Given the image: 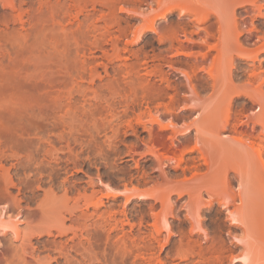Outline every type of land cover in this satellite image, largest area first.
<instances>
[{
	"label": "rangeland",
	"instance_id": "obj_1",
	"mask_svg": "<svg viewBox=\"0 0 264 264\" xmlns=\"http://www.w3.org/2000/svg\"><path fill=\"white\" fill-rule=\"evenodd\" d=\"M18 1L20 2L21 0H16L17 4L19 3ZM38 1L39 0H24L25 3H23V6H21V10L24 9L23 21H27L22 22V25L20 24V22L12 24V20L7 23V19L9 20V18H11L13 14H17L19 12V9L13 11L9 7H3L2 1L0 2V89L2 88V91L0 90V224L2 226H6V228L3 229L0 225V264H38L37 260L41 257H38V259L36 260V256L41 254L42 257L45 258L47 256V253L49 255V252L50 255L51 253L52 255L58 254L57 251L54 252L47 250L46 252L45 249L41 250L42 248L40 249L42 252L40 250L39 252H34L31 251V248L32 245L35 247L40 245V243L37 242L38 240L43 241L44 239H49L56 240L57 242L69 241L71 235L73 236L71 231H68L64 235H59L57 234L58 232L54 230V235L43 234V236L41 237L38 235V233L33 232V234L32 231L35 228L36 230L40 229L41 225L44 227H46L47 225L48 227L50 226V224H57L59 222L58 216L60 220L65 217V227L70 226L71 221L69 219V211H71L70 209L74 205L73 198L76 195V192H69L65 190L67 185L63 186V183L65 184L67 182L68 184V181L75 180L78 182V186L82 185L85 187H89L87 186V181L89 179L87 175L89 174L94 177L96 183L98 182V186L96 185L95 188L97 190L99 189L100 194H98L102 197L104 203L101 206L99 213H103V211H106L108 208H111L112 210L114 209L115 211H126L128 212L127 215L130 222L136 224V231L138 229V224L141 222L144 225H142V229L146 230L147 227L149 229H153L152 224L155 225L157 221L158 224L160 223V226H163L166 222L164 220L167 219L172 226L173 232L177 233L169 237V233L166 228L162 229V234L159 237V244H157L156 242L154 244L155 246H152L149 250H147L149 247L145 246V243L144 245L141 241V245L140 242H137L136 245L140 244L141 249L139 245L137 246V248L135 247L136 249H140V251L138 249L139 252H137L136 249L133 248L135 250L133 252L134 257L131 254L132 252L129 253L130 256L127 254L128 252L133 251L130 249H132L131 247H134V244L133 246H131L132 243H130L131 245L127 244L130 251L128 250V248H126V246H122L124 249H127L126 252L128 251L127 253L125 252V255L127 254L128 256L127 264H130L133 258L135 260V253H140L143 256L142 257L140 254L137 255L140 256L138 257V264H146V261L148 262V264H150V262L151 264H157L159 263V260L160 262L163 261L164 264H221V262L222 264H234L232 262L234 258L239 257L243 254H248L251 257L250 264H264V188H261V186L263 187L264 184H261V181H259L260 178H258V176H260L261 174L257 176L256 174L259 172H257V170L256 172H254V164L253 166H250L251 162L247 164L248 166L245 164L246 169L249 168V166L251 167L248 169L249 172L244 167L243 168L245 169V171L243 170V168V171L240 169L244 164H240V162L243 163L242 158H237V155H243L241 154L243 150L239 147L240 145L236 146V140H238L239 135V138H244L245 140H243L245 142L251 140L254 136L256 137L257 135H261L262 132V126L259 123L255 122L254 119L255 114L259 113L260 111H258V109L261 108V113L264 107V0H163L164 4L161 8L158 7L157 0H124V2L121 0L115 5L114 10H112L113 8H110L113 12L109 9L108 6L103 7V5L101 6V4L96 5L97 8H95V10H97L95 11L94 9H92L93 6L89 4V11L92 13H94L95 11V15L92 16L91 19H88V22L86 20V24L84 22V16H82L81 14L79 15V17H71L73 14L76 16V9L72 10V15L70 17H68L69 15L64 16L63 14L61 16V13L59 16L57 14L55 18L61 17V19L63 20L59 18L56 19V24L58 23L61 26L66 22V26H68L69 28L72 27L70 30H68V32L62 31L63 33H61L60 30L62 28L60 29V26L57 24L58 26H56L57 28L55 27V33L53 32V30H50L53 34L48 31L49 34L56 36L54 49L56 48V52L59 54L61 53V55L64 56L65 62L63 64L66 65L67 63V65H70V67L62 65L64 71L68 70V74H70L69 71H71V76L74 70L78 72L80 71L79 69L82 70L83 66L80 65L84 64L85 67V62L83 60L88 59L87 61L89 62L86 61V69H90V67L93 68V65L94 67L97 66V73L100 74L98 75L99 78H97V76H94L95 81L88 83V80H86V78L89 77L88 79L90 80V76L88 75V72H90L89 69L88 71L86 70L87 77L84 79L83 77L85 76H82L81 78V75L76 74V72L74 71V76L72 75V78L75 77L76 81L78 79H76V76H80L79 78L82 79L81 83H84L83 86L80 83V79L77 81L80 83V86L83 87V91H86L85 94L87 96L84 93L83 96L82 92H77L80 90L79 86V88H77V86H74L73 91L70 90L72 89L70 88L69 90L72 91L70 92L67 88L72 87V84L69 85V83L71 81L74 82V80L67 78V80L69 79L70 81H67L68 87H65L66 91L64 90V86L61 87L62 96L64 94L63 100L61 96V102L64 101V106H62L63 104H61L60 102L62 109H66L67 112L65 113L64 111H60V113H58L62 116L66 114L63 118L65 119L64 121L63 119L62 121L61 119H59V121H55V119L52 118L51 115H49V119L46 116L43 117V114L41 115L38 109L37 112L36 110L32 111L30 109L29 99V101L27 99H22V102L24 103L23 104L21 100L19 101L15 98V100H13L12 98V101L16 103L14 105L13 102L11 103V99L10 101H8V98L10 97L9 95L11 94H9L10 91H8L9 89L7 88V82H9V80L7 79V74L10 70V68L7 66H9V63L11 61L9 52L11 51L12 47H10L11 45L7 41L6 26L8 25V29L10 27V29H12L13 27L21 28L22 26V28L24 27L25 31L34 28V26H31L29 22L32 23V21L34 20L36 22L37 20H33V18L35 17V13H33V10L39 7L40 1ZM44 1L45 0L41 2ZM55 1V3L58 2L57 0ZM66 1H68L69 3L73 2L72 0ZM52 2H54V0H50V4L47 1L49 5L53 4ZM29 4L31 5L29 6ZM171 6H175V9L169 13L167 19H158L157 27L160 28L166 24L170 25L171 22V24L179 25V27L181 28H179L178 33L179 39L178 41H174L171 44L170 41L160 43L158 40V35L155 32L151 30H144V28L142 29V27L147 24L145 18L147 16H150V13H152V15L150 16L152 17L153 14L163 13L167 11V9ZM31 8L33 9V12L31 11ZM150 8L155 9V11L153 10V12H150ZM183 9H186V11H182ZM25 10H29V13H26L27 11L25 12ZM30 13H33L32 19L29 16L31 15ZM84 13L87 14V11H85ZM202 13H209L211 15L210 19L207 22L202 23L196 21V17ZM144 15L147 16L144 18ZM73 19L76 20L74 21ZM147 19L149 20V17ZM92 20L97 25V27H99V29L97 28V31L96 29H94L93 33L90 34L92 32V28L90 29V32H86L88 28L86 30L84 29L85 31H83L87 33V37L84 33H75V30L78 29V25L79 23H81V21H83V23L85 24H83V26L84 28H86L85 26L89 25V23L91 24V22H93ZM59 22L62 24H60ZM76 22L77 24H75ZM68 23H70V26L68 25ZM207 27L211 30L213 29L212 31L215 33V38L214 40H211V42L214 41V43H218L217 41H220L218 43L219 49L217 46L215 49L213 48L214 50H208V48L200 47V41H202L201 37L203 38V36L205 35V29ZM10 29L8 31H10ZM192 31L195 33H193ZM104 33L106 37L102 35ZM83 34L85 37H83ZM219 34L222 37L225 36V38L220 37ZM100 35L102 36V38ZM63 36L65 38H63ZM59 38L64 39V41ZM88 38L90 39L88 40ZM100 38L104 39L103 42H101ZM188 38H192L194 41H188ZM220 38L223 40H221ZM83 39H85L86 41L88 40L87 42H85V44H89V46L87 45L86 47V45L83 44L85 41ZM96 39L98 43L101 42L99 44L100 47L98 48V44L93 43V40ZM236 40L239 43L236 42ZM32 41L33 40L31 39V42ZM60 41L62 42V44L64 42V45L66 46L62 45ZM221 41H224V50L222 49ZM67 43H69L70 45ZM180 43L183 46L182 48H180ZM59 44L62 47L59 46ZM92 44H94V47H96L95 49H91L93 47ZM236 44L237 46L239 45V47L242 45L243 48L244 46H246L247 49H243L242 47L240 48H242L243 50H247V53L244 54V52L246 51L240 52L241 49L238 50V47L235 46ZM80 46L82 47L80 48ZM63 47L66 48L65 51ZM199 49H202L203 51L208 50V56L205 58L196 56L195 51H198ZM104 50H106L107 52H103ZM177 50H183L190 53L194 52V54H175ZM233 50L236 52H234ZM77 52L79 55L77 54ZM241 53H243L241 56H245L247 57V59H245V57H240ZM105 54L107 55L104 56ZM118 54H120L121 57L117 56ZM247 54L248 56L250 55V59L252 57L253 58L250 60ZM7 55L9 58L7 57ZM77 57L81 58L78 59ZM79 60L83 62V64L79 62ZM36 61L38 62H35V64H38L33 67V69L36 71V76L38 75L37 70L39 69L42 72H38H41L43 75L47 71H49L48 67H46L47 65H44L45 63H39V61L41 60ZM229 62H231V64ZM103 64L106 65L108 70L105 66H103ZM124 64L129 65H125L124 67ZM170 65H173L174 67H170ZM194 65L196 67L198 66L197 68L195 67L196 69L194 68L196 70L195 74H193L194 72L190 70ZM230 65L233 66L230 67ZM133 66L136 69L139 66V70H141L140 72H143V77L145 75L144 78H149L152 83H156V86H163V88H165L168 92L166 91L165 95L163 93L161 98L155 99L153 101L151 100L146 103L144 100H142L141 94L134 93L131 89L130 91L129 88L125 92L124 90H120V94H115V92L118 93V91L114 92V90L112 89V87H114L115 85L111 88H108L107 85H104L106 87L102 88V84H105V81L108 83L113 80L114 82V80L121 75H125V73L120 75L117 74V72L114 75V69H118L119 67H124L125 72H127L128 70H132V72H130L131 75L127 74V76H134L135 71L133 72ZM46 68L47 71L44 70ZM159 68L161 69V72L157 70ZM30 70H32V67ZM187 70L189 72L191 71V73L193 72L192 82L196 85V88H198L197 95L191 91L192 89L190 87V83L186 75L183 73V71ZM253 70L256 74H254ZM257 70L263 74L262 76L258 74L261 78L257 77V73H259ZM150 71L151 73L148 74V72ZM81 72L80 74H82ZM84 74L86 75V73ZM39 76H41L40 73ZM260 83H262L263 85H261ZM167 84L169 85L168 88H166L168 86ZM88 85L89 88H86L88 87ZM99 85H102V87H99ZM171 85H173L174 87H172ZM258 87L262 89V97L256 95L253 91ZM80 91H82V89ZM246 91L247 93H251V95L247 94ZM112 92H114V95ZM253 95L255 96V98L250 97ZM26 96H29V94H27ZM122 97L123 100L126 101L125 103H119V101H122ZM17 100L19 102H16ZM85 100L87 101V103ZM68 103L71 104L70 108L65 107ZM99 105L102 107L103 105L105 106L103 108H99ZM148 107L153 112L151 113L153 115L159 116L161 120L165 122L169 119L174 120V122L178 124V128L180 130H183V127L188 128L189 126L190 132L187 135L178 134L175 139V143L180 144L178 139L181 141H189L190 143L191 139V146L189 143L188 146L192 147L196 144L197 140L201 143L204 141L203 143H205L207 145L206 147L209 149V153L206 156L210 157L211 160H209L211 164H213V166H216L214 168L212 167L213 169L211 168L210 170V166L206 163H203V156L198 150H193L191 152L187 151L184 154L185 160L187 162L189 161V170L192 169L191 171L187 169L184 173L180 168L175 171L173 169L174 162H172L173 160L171 157L165 158L162 165H159L154 155L151 152H147V150H149V147L147 148L146 144H148V146L150 145V135L148 131H142V127H139L138 135H134L131 130H129V133L131 132L132 134H129L124 138L122 136L118 138V134H123L121 132L126 128V124H128V122H132L133 125L136 124V118L138 115L144 116V118L146 119L145 116L149 114ZM74 108L76 109L74 110ZM227 115L229 116V121L228 125L226 126L227 128H224V131V129H221V124L223 126V119L225 120L227 118ZM71 117L73 119H71ZM242 121L243 123H241ZM54 122L59 123H57V126H53ZM245 123H249V126ZM147 124L153 127L151 130L154 134L160 133L159 135H161V137H165H163L164 139L162 138L163 140H165V144L171 143V140L168 139V137L173 135V131H171L170 129L160 131L159 125L157 123L150 124L148 122ZM241 131L244 132V134H242ZM72 132L73 134H71ZM59 135H64L65 137H69L71 135L70 143L73 147V159L77 158L78 161L80 160V164L85 161L86 164H82L83 166H79L80 168L78 167L77 169H75L76 167L73 166L72 160H67L66 162L61 161V164H59V166L58 164L53 163V170L51 168L52 165L50 166L48 162V164L45 163L43 165L42 161L46 159L44 158L47 154L45 153L46 150L53 144V146L56 145L57 147H59H56L55 149H60V147L62 146L60 143L64 144V141L59 138ZM261 136L263 140L264 134ZM75 137H78V142L74 141ZM188 137L189 140L187 139ZM119 139L120 141L124 139L123 143H121L122 141L120 142ZM258 139L256 138V140ZM80 140L81 142L79 144ZM50 141L53 142V144L50 145ZM42 144H47L46 149H44ZM238 144H240V142ZM234 145L236 146V148L239 147L240 150L235 149ZM128 148L131 149V152L134 155L133 157L127 155V152L129 150ZM66 149L68 148L65 147V150ZM67 151L68 150L64 151L63 153H66ZM103 152H105L106 155L99 156L100 153L104 154ZM59 153H61V151ZM75 154L77 155V157L74 156ZM79 155L80 159L78 158ZM244 156L246 157L247 155L244 153ZM191 159L195 161H192ZM247 161L248 160H246L245 163ZM105 163L108 164L109 169L107 168V166H105ZM115 163L119 165V168L122 167L123 171H118L119 168H111V166ZM193 163H201L199 171L203 173L207 171V173L205 172L204 174H197L198 178H195V180H193L192 182H187L188 186H186L187 184L185 185V183H183V185L182 183H180L181 185H179V187L181 188H179L175 185V183L172 188V186L166 184V182L163 180V175L165 172H167L175 180L184 179L185 176H187L188 178H192L191 176L193 173L191 172L196 171L192 168L193 166H191L194 165ZM239 164L241 167L239 166ZM185 166L186 163L183 162L182 167ZM233 166L238 168L240 167L239 169L243 172L244 175L243 177H245L247 173L245 177L247 179V182H244V184L246 186L250 182L248 184L249 186L247 185V189L249 190L246 189L245 191V189H243V191L240 190V188L238 189L239 177L232 169ZM252 168L254 169V171ZM76 170H78L79 172ZM210 172H212V175L210 174L211 176H206ZM249 173H251L252 176L248 175ZM98 174L101 175V179L105 184H102L100 182ZM131 175L132 179H130ZM201 176L203 177V179ZM230 179L233 183L231 182L230 185L226 184ZM262 181L264 182V179ZM106 184H109L113 189H108V187L105 186ZM125 184L130 189L134 186L138 187L141 193L142 190L145 193L147 191V195H151L152 197L150 196L147 197V199L139 200L137 197H131V195L128 196V193L125 192V187H127ZM132 185L133 187H130ZM175 186L177 187V189L179 188L180 191H182V189L185 190L184 192L182 191V195H179V193L171 192V190L174 189ZM205 186H210L214 189V196L206 192L207 190L206 188H204ZM249 187H251L252 189V193L250 192L251 194H248V192L251 190ZM91 188L92 187L90 186L88 189V193H91ZM110 192L118 195L116 197H112V193ZM239 194H241V199L243 200V202H240L241 196ZM155 195H157V197L159 198L163 196L164 198L165 196L166 198H170V200H168L173 203L175 209L171 211V206L169 207L168 204L169 201L166 200V204L165 202L164 204H161L160 200L154 199ZM210 195L213 198H211ZM197 198L198 200H196ZM208 198L209 200L211 199L213 201V205L210 208L208 206H205L209 202L207 201ZM234 202H236L237 204H234ZM243 203L245 204L243 205ZM248 204L249 207H247ZM165 205H167V207ZM50 210L52 211L50 212ZM234 210H236L237 213ZM197 211L199 212L197 213ZM45 214L46 217H44ZM50 214H53L54 216H50ZM236 214L239 216L240 214H242L243 217H246L248 219V223L246 225L235 223L233 221V215ZM197 215H199V217ZM118 216L120 217L121 215ZM236 216H234V218H236ZM9 217L12 218H10L9 224L14 221L12 225L17 224V226L19 227H17V229H19V236L13 230H11V224L9 225L11 227L10 231H7L6 222L8 221L7 219H9ZM197 218H199L198 220H202V227L207 230V234L209 236L208 238L206 234L202 232V230H198L199 228L196 227L197 224L195 223L194 225H196L195 227L197 228V230H194L195 232L191 234L189 233V231L193 227L192 221L195 222ZM3 220L6 221L3 222ZM2 222L4 224H2ZM33 225L35 226V228H33ZM150 225L152 228L150 227ZM128 229L130 228L127 225L126 230ZM180 230H182L186 234L189 233L187 234V237L189 236L188 239H190L192 243H197V249L194 255L191 253L190 249L186 248H184L182 253H180L185 259L180 258V255L176 250V247L177 245H179L181 240V236L178 234V231ZM214 236H218L220 238L218 239L220 241H223V243L227 247V251L225 250V252H223V255L221 253L219 257L217 253L212 254L210 252V254L208 253L209 251H207L208 247L212 243V237ZM37 237H40L41 239H38ZM187 237L184 238V241L188 240ZM84 238L83 240H85ZM114 238L116 239V237ZM114 238H112V240ZM108 240L103 239L98 241L93 238V240H91V246L87 250L88 252L86 251L84 253L85 255H79L73 252L72 256H74L72 257V259L74 260V264H88L90 263V260L93 264H114L113 259H115L116 255L118 256V264H121L120 254L122 255L124 253L123 248L113 246V241H110L111 238L109 241ZM104 243L106 246L104 245ZM51 245H53L52 250H54L55 245L53 243ZM87 245L89 244L87 243ZM142 246L145 247L143 248ZM199 249L200 251L202 250V254H199V251L197 252V250ZM31 252H33L34 255H32L33 253L31 254ZM212 255H215V257ZM207 256L211 260H209ZM128 258L130 259L128 260ZM212 259L215 260L213 263ZM216 259L220 262L216 261ZM40 261L42 264L46 262L45 260V262L42 260ZM48 261L49 260H47L46 264H52L54 262L52 260V262ZM163 262L161 263L163 264Z\"/></svg>",
	"mask_w": 264,
	"mask_h": 264
},
{
	"label": "bare ground",
	"instance_id": "obj_2",
	"mask_svg": "<svg viewBox=\"0 0 264 264\" xmlns=\"http://www.w3.org/2000/svg\"><path fill=\"white\" fill-rule=\"evenodd\" d=\"M2 1V3H3V7L5 6V7H9V8H11L13 11H16V9L18 10L19 9V12L17 13V14H13L12 16H11V18H9V20L7 19V23H9V21H11L12 20V24L14 23V24H16L17 22L19 23L20 22V24L22 23V22H25V21H27V20H24L23 21V16H24V9H22L21 10V6H23V3H25L24 2V0H21L18 4L16 3V0H0V2ZM40 1V2H39ZM38 2L40 3L39 4V7L38 6H36V7H38L37 9L35 8L34 10L31 8V11L33 12V13H35V17L33 18L32 17V14L33 13H30L31 15H29L30 17H31V19L33 18V20L34 19H37L36 20V22H35V20L34 21H32V23H30L29 22V24L31 25V26H34V28H32V29H30V30H26L25 31V29H24V27L22 28V26H21V28L19 27H13L12 29H10V31H8L9 29H8V25L6 26L7 27V41L10 43V47H12V49H11V51L9 52V57H10V63H9V66H7V67H9L10 68V70H9V72H8V74H7V79L9 80V82H7L8 84H7V88L9 89H7L8 91H10V93L9 94H11V95H9L10 97L8 98V101H10V99H11V103L13 102V105L14 104H16V103H14V101H12V98H13V100H15V99H18L19 101L21 100V102H22V99L24 100V99H29L28 101H29V103H30V109L32 110V111H35L36 110V112H37V109L39 110V112L41 113V115L44 117V116H46V117H48V119H49V115H51V117L52 118H54L55 119V121L57 120V121H59V119H61V121H62V119L64 118V116L66 115H64V116H62V115H60V114H58V113H60V111H64L65 113L67 112V110L65 111V110H63L62 109V106H64V104H63V102H61V96H62V92H61V87H63L64 86V90H65V87L67 88L68 87V83H67V81L69 82L70 80L69 79H72V80H74V82L73 81H71L70 83H69V85L70 84H72L71 86L72 87H68L67 89L69 90L70 88H72V89H70V90H72L73 91V89H74V86L76 87L77 86V88H79L80 87V90L82 89V91H77V92H82V95H83V93L85 94V92L83 91V82L81 83V81H82V76H85V77H83V79L84 78H86L87 77V71H88V69H86V61L88 60H83L84 62H85V67H84V64H83V62H81L82 61V59H81V61L79 60V62H81L83 65H80V66H83L82 67V70L81 69H79L80 71L78 72V71H76V70H74L75 72H76V74H78V75H81V78H79L78 76H76V79L77 80H79L80 79V83H81V85L82 86H80V83L77 81H75V77L74 78H72V75L74 76V71H73V73H72V75L70 76V74H71V71H69L70 72V74H68L67 73V71L68 70H66V71H64V68H63V66L62 65H65V64H63L65 61H64V56H62L61 55V53L59 54V53H57L56 52V48L54 49V46H55V44H54V42H55V35H52L53 33L50 31V30H53V32L56 30L55 29V27L56 26H58L56 23H55V20L56 19H58V18H55L56 16H57V14H58V16L60 15V13H61V16H62V14L64 15V16H67V15H69L68 17H70L71 15H72V10L73 9H76L77 10V12H76V10H75V13H76V16L73 14L71 17L73 18H75V17H79V15L81 14L82 16H84V22H85V24H86V20H87V22L89 21L88 19H91L92 18V16H94L95 15V11L97 10H95V8H97L96 7V5L97 4H101V6L103 5V7L104 6H108L109 7V9L111 8H113L112 10H114V7H115V5L119 2V1H121V0H72L73 2L72 3H69L68 1H66V0H63V2H62V0H57L58 2L57 3H55L56 1L54 0V2H52L53 4H51V5H49L50 3H49V1L50 0H45L44 2H41V1H43V0H39ZM47 1H48V3H47ZM65 1V2H64ZM123 2H124V0H122ZM89 4H91L92 6H93V8L92 9H94L95 11H94V13H92V12H90L89 11V9H88V6H89ZM157 4H158V7L159 8H161L162 6H163V4H164V1L163 0H157ZM31 4H29V6H30ZM37 5V4H36ZM18 6V7H17ZM33 7V6H32ZM90 7V6H89ZM30 8V7H29ZM26 9V8H25ZM110 9V10H111ZM151 9V8H150ZM175 9V6H171V7H169L168 9H167V11H165V12H163V13H157V14H153V16L152 17H150L151 15H152V13H150L151 15L150 16H147V15H144V18H145V21H147V24L144 26V27H142V29L144 28V30H151V31H153V32H155L157 35H158V40H159V42L160 43H164V42H166V41H170V44L171 43H173L174 41H178V33H179V25H175V24H171L170 23V25H168V24H166V25H164V26H162V27H157V20L158 19H167L168 18V15H169V13L170 12H172L173 10ZM111 10V11H112ZM121 10H123V9H121ZM153 10L155 11V9H151L150 10V12H153ZM27 11V12H26ZM29 10H25V12L26 13H29L28 12ZM85 11H87V14H85L84 12ZM89 11V12H88ZM182 11H186V9H183ZM113 12V11H112ZM115 12H116V10H115ZM156 13V12H155ZM140 14H143V13H140ZM145 14V13H144ZM147 14V13H146ZM261 14V13H260ZM28 15V14H27ZM114 15H115V13H114ZM262 15V14H261ZM264 15V14H263ZM28 16V17H29ZM143 16V15H142ZM141 16V17H142ZM260 16V15H259ZM9 17V16H8ZM7 17V18H8ZM103 17V16H102ZM101 17V18H102ZM149 17V20L147 19ZM210 17H211V15L209 14V13H202V14H199L196 18H197V22H207L209 19H210ZM264 17V16H263ZM27 18V17H26ZM143 18V19H144ZM59 19H61V17L59 18ZM65 19V18H64ZM71 19V18H70ZM77 19V18H76ZM76 19H73L74 21L76 20ZM82 19H83V17H82ZM29 20V19H28ZM61 20H63V19H61ZM31 21V20H30ZM91 21V20H90ZM93 21V20H92ZM52 22V23H51ZM58 22V21H57ZM64 22H65V20H64ZM63 22V23H64ZM71 22H72V20H71ZM36 23V24H35ZM60 23V22H59ZM74 23V22H73ZM79 23V22H78ZM24 24V23H23ZM28 24V25H29ZM35 24V25H34ZM39 24V25H38ZM60 24H62V23H60ZM70 23H68V25H69ZM75 24H77V22L75 23ZM83 21H81V23H79V27H78V29L77 30H75V33H78V34H81V33H84V34H86L85 36L87 37V33L86 32H90V29L92 30V32L90 33V34H92L93 33V31H94V29H96V31H97V28L99 29V27H97V25L94 23V21L93 22H91V24L89 23V25H86L85 27L86 28H84V26H83ZM84 24V25H85ZM22 25V24H21ZM25 25H26V23H25ZM67 24H66V22H65V24L64 25H59L60 26V31H61V33H63L62 31H64V32H68V30H70L72 27H68V26H66ZM12 26V25H11ZM70 26V25H69ZM26 27V26H25ZM75 27H77V26H75ZM94 27V28H93ZM57 28V27H56ZM88 28V29H87ZM141 28V27H140ZM86 30V32H84L85 30ZM181 29V28H180ZM84 30V31H83ZM89 30V31H88ZM213 30V29H212ZM210 28H206L205 29V35L203 36V38L201 37V39H202V41H200V47H202V48H208V50H214L215 48H216V46L218 47V49H219V40L217 41L218 43H214V41L213 42H211V40H214V38H215V33L212 31ZM253 30V29H252ZM2 31V30H1ZM6 31V30H5ZM48 31H50L52 34H49V32ZM185 31V30H184ZM47 32H48V34H47ZM81 32V33H80ZM108 32V31H107ZM191 32V31H190ZM193 32V31H192ZM55 33V32H54ZM103 33V32H102ZM193 33H195V32H193ZM219 33V32H218ZM84 34H83V37H85L84 36ZM64 35V34H63ZM102 35H104L105 36V33L104 34H102ZM106 35H107V33H106ZM65 36V35H64ZM63 36V38H65ZM75 36H77V35H75ZM101 36V35H100ZM217 36V35H216ZM219 36H220V34H219ZM32 37V38H31ZM66 37H67V35H66ZM78 37H80V36H78ZM82 37V38H83ZM106 37V36H105ZM220 37H222V36H220ZM224 38H225V36H223ZM222 37V38H223ZM91 38V37H90ZM90 38H88V40L90 39ZM101 38H102V36H101ZM100 38V39H101ZM104 38V37H103ZM31 39L33 40L32 42H31ZM59 39H61V38H59ZM87 39V38H86ZM92 39V38H91ZM107 39V38H106ZM218 39V38H217ZM221 39V38H220ZM246 39V38H245ZM62 41H64V39H61ZM83 40H85V39H83ZM87 40V41H88ZM103 40L104 39H101V42H103ZM108 40H110V39H108ZM108 40H106V41H108ZM221 40H223V39H221ZM86 40L84 41V43L83 44H85V42H87ZM92 41V40H91ZM188 41H194L192 38H188ZM234 41V40H233ZM7 42V43H8ZM61 42V41H60ZM90 42V41H89ZM88 42V43H89ZM101 42H99L98 43V41H97V39L96 40H93V43L94 44H98L97 45V48L98 47H100V43ZM222 43V49L224 48L223 47V42L224 41H221ZM236 42H238L237 40H236ZM56 43H57V41H56ZM239 43V42H238ZM54 44V45H53ZM61 44H62V42H61ZM66 44V43H65ZM67 44H69V43H67ZM94 44H92V46L94 47ZM62 45H64V42H63V44ZM70 45V44H69ZM86 45V47H87V45L89 46V44H85ZM85 45H84V48H85ZM241 45V44H240ZM245 45V44H244ZM8 46V45H7ZM59 46H61L60 44H59ZM64 46H66V45H64ZM102 46V45H101ZM226 46V45H225ZM234 46V45H233ZM235 46H237V44L235 45ZM62 47V46H61ZM82 46H80V48H81ZM91 48V49H95L96 47H94V48ZM183 46H182V44L180 43V48H182ZM238 47V50L239 49H241V51L240 52H244V51H246V52H244V54L245 53H247V50H243V49H247L246 48V46H244V48H243V46L241 45L240 47H242V48H240L239 47V45L237 46ZM60 48V47H59ZM64 48V47H63ZM83 48V49H84ZM214 48V49H213ZM221 48V47H220ZM8 49V48H7ZM65 49L66 48H64V51H65ZM78 49H79V46H78ZM221 49V50H222ZM232 49V48H231ZM235 49V48H234ZM60 50V49H59ZM63 50V49H62ZM89 50V49H88ZM102 50H103V47H102ZM207 50V51H208ZM220 50V51H221ZM224 50V49H223ZM222 50V51H223ZM77 51V50H76ZM80 51V50H79ZM93 51V50H92ZM106 50H104L103 52H105ZM207 51H203L202 49L200 50H198V51H195V55L196 56H201L202 58H205V57H207L208 56V52ZM234 51V50H233ZM260 51V50H259ZM60 52V51H59ZM62 52V51H61ZM68 52V51H67ZM102 52V51H101ZM107 52V51H106ZM105 52V53H106ZM234 52H236V51H234ZM83 53V52H82ZM8 54V53H7ZM77 54H78V52H77ZM81 54V53H80ZM85 54V53H84ZM104 54V53H103ZM175 54H183V55H193L194 54V52L192 53H190V52H186V51H183V50H177V52L175 53ZM237 54H239V53H237ZM237 54H235V55H237ZM243 53H241L240 54V57H245V56H241ZM249 54V53H248ZM248 54H247V56H248ZM79 55V54H78ZM107 54H105L104 56H106ZM219 55V54H218ZM13 56V57H12ZM99 56V55H98ZM117 56H120V54H118ZM7 57H8V55H7ZM8 57V58H9ZM85 57H88V56H85ZM102 57V56H101ZM121 57V56H120ZM232 57V56H231ZM250 57V55L248 56V58ZM8 58H7V61H8ZM78 58V57H77ZM81 57H79L78 59H80ZM91 58H93V57H91ZM253 58V57H252ZM251 58V59H252ZM85 59V58H84ZM217 59V58H216ZM245 59H247V57H245ZM250 59V58H249ZM250 59V60H251ZM36 60H41V61H39V63L40 62H42V63H45L44 65H47L46 67H48V69H49V71H47V68L46 69H44V70H46L47 72L43 75L41 72V70L39 69V67H38V69L39 70H37V76H36V71L33 69V67L34 66H36V64H38V63H36L35 64V62H38V61H36ZM91 60V59H90ZM232 60V59H231ZM68 61V60H67ZM97 61V60H96ZM2 62V61H1ZM74 62V61H73ZM87 62H89V61H87ZM91 62V61H90ZM213 62H214V60H213ZM41 63V64H42ZM76 63H77V61H76ZM93 63V62H92ZM101 63V62H100ZM230 64H231V62H229ZM8 64V63H7ZM77 65V64H76ZM96 65H98V64H96ZM102 65V64H101ZM120 65V64H119ZM125 65H127V64H124V67H125ZM129 65V64H128ZM127 65V66H128ZM142 65V64H141ZM213 65V64H212ZM234 65V64H233ZM233 65H230V67L231 66H233ZM43 66V65H42ZM65 66H69L70 67V65L68 64L67 65V63H66V65ZM103 66H105L106 67V65L105 64H103ZM117 66V65H116ZM122 66V65H121ZM132 66V65H131ZM131 66H130V68H131ZM192 66V65H191ZM31 67H32V70H30L31 69ZM97 67V66H96ZM96 67H94V65H93V68L92 67H90V69H89V71L90 72H88V75L90 76V80L88 79L89 77H87L86 78V80H88L87 82L89 83H91V82H93V81H95L94 80V76H97V78H99L98 77V75H100L99 73H97V68ZM105 67H104V69H105ZM124 67L122 68V67H119L118 69H114L115 70V72H114V75H115V73L117 72V74H123V73H125V75H121L120 77H118L117 79H115L114 80V82H113V80L111 81V82H106L105 81V84H102L103 85V87H102V85H99V87L101 86L102 88H104V87H106V86H104V85H107V87L108 88H111L112 86H116V88H115V86L114 87H112V89L114 90V92L115 91H118V93L117 92H115V94H120L119 93V91L120 90H124V92L129 88V90L131 89L132 90V92H134V93H137V94H141V98H142V100H144L146 103L148 102V101H153V100H155V99H159V98H161L162 97V95H163V93H164V95H165V93H166V89L165 88H163V86L161 87H159V86H156V83L154 84V82L152 83L150 80H149V78H144L145 77V75H144V77H143V72L141 73L140 71L141 70H139V66H138V68L136 69L134 66H133V72L135 73V75L134 76H127V74H130V72H132V70H128L127 72H125V70H124ZM146 67V66H145ZM145 67H143V68H145ZM170 67H174L173 65H170ZM190 67V66H189ZM196 66L194 65L193 67H192V69H190V70H192L193 72V74H195V69L198 67H196ZM57 68V69H56ZM71 68H72V66H71ZM94 68H96V69H94ZM141 68V67H140ZM195 68V69H194ZM254 68V67H253ZM85 70V72H84V70ZM106 69H107V67H106ZM188 69V68H187ZM204 69V68H203ZM207 69V68H206ZM208 69H210V68H208ZM256 69V68H255ZM33 70H34V72H35V75H34V72H33ZM56 70V71H55ZM58 70V71H57ZM72 70V69H71ZM87 70V71H86ZM108 70V69H107ZM113 70V69H112ZM158 71H160L161 72V69L159 68V69H157ZM38 71H41V72H38ZM82 71V72H81ZM104 71V70H103ZM156 71V70H155ZM209 71H211V70H209ZM208 71V72H209ZM254 71V70H253ZM252 71V72H253ZM258 71V70H257ZM80 72L82 73V74H80ZM105 72H106V70H105ZM104 72V73H105ZM111 72V71H110ZM112 72V73H113ZM147 72V71H146ZM251 72V73H252ZM259 73H257V77H260V76H262L263 74L262 73H260V71H258ZM39 73H40V75L42 76H39ZM84 73H86V75L84 74ZM90 73V74H89ZM149 73H151V71L150 72H148V74ZM153 73V72H152ZM183 73L186 75V77H187V79H188V81H189V83H190V87H191V91L194 93V94H198V91H197V89L198 88H196V85L195 84H193V82H192V80H193V75H192V73H191V71L189 72L188 70L187 71H183ZM211 73V72H210ZM84 74V75H83ZM110 74V73H109ZM147 74V73H146ZM154 74H155V72H154ZM247 74H248V72H247ZM254 74H256L255 73V71H254ZM258 74H260V76L258 75ZM67 75H69V76H67ZM131 75V74H130ZM212 75H213V73H212ZM103 76V75H102ZM101 76V77H102ZM251 76H252V74H251ZM256 76V75H255ZM146 77H147V75H146ZM67 78H69L68 80H67ZM253 78V77H252ZM261 78V77H260ZM114 79V78H113ZM163 79H164V77H163ZM263 79V78H262ZM85 80V81H86ZM250 80V79H249ZM252 80V79H251ZM84 81V80H83ZM164 81V80H163ZM169 81V80H168ZM255 81V80H254ZM166 82H167V80H166ZM260 82V81H259ZM263 83H264V81H263ZM254 84V83H253ZM261 85H263L262 83H260ZM90 85V84H89ZM89 85H88V87H86V88H89ZM168 85V84H167ZM166 85V86H167ZM261 85H260V87H261ZM79 86V87H78ZM172 87H174L173 85H171ZM82 87V88H81ZM98 87V86H97ZM98 87V88H99ZM169 87V85L166 87V88H168ZM176 87V86H175ZM3 88H5V87H3ZM76 88V89H77ZM259 88V87H258ZM256 89V90H253L254 92H255V94L256 95H258V96H261L262 97V95H261V92H262V89L261 88H259V89ZM2 89V88H1ZM0 89V90H1ZM75 89V90H76ZM106 89V88H105ZM116 89V90H115ZM11 90H12V93H11ZM69 90V91H70ZM130 90V91H131ZM2 91V90H1ZM66 91V90H65ZM72 91H70V92H72ZM89 91V90H88ZM95 91V90H94ZM26 92H27V94H29V96H26L27 94H26ZM114 92H112L113 93V95H114ZM168 92V91H167ZM111 93V92H110ZM246 93H247V91H246ZM26 94V95H25ZM74 94V93H73ZM79 94V93H78ZM193 94V95H194ZM247 94H249V95H251V93H247ZM262 94H263V92H262ZM81 95V94H80ZM86 95V94H85ZM92 95V94H91ZM167 95V94H166ZM70 96H71V94H70ZM84 96V95H83ZM87 96V95H86ZM89 96V95H88ZM94 96V95H93ZM120 96V95H119ZM125 96V95H124ZM263 96H264V94H263ZM8 97V96H7ZM27 97H29V98H27ZM63 97H64V94H63V96H62V100H63ZM66 97H68V96H66ZM96 97H97V95H96ZM171 97V96H170ZM250 97H252V98H255V96L253 95V96H250ZM15 98V99H14ZM70 98V97H69ZM75 98V97H74ZM82 99V98H81ZM108 99V98H107ZM164 99V98H163ZM16 101V102H19V101ZM79 100V99H78ZM86 101V100H85ZM20 102V103H21ZM60 102H61V104H63L62 106H61V104H60ZM76 102V101H75ZM83 102H84V99H83ZM107 102V101H106ZM126 101L125 100H123V97H122V101H119V103H125ZM23 103V102H22ZM74 103V102H73ZM86 103H87V101H86ZM94 103H95V100H94ZM103 103V102H102ZM24 104V103H23ZM25 104H26V100H25ZM78 104V103H77ZM83 104V103H82ZM105 104V103H104ZM92 105V104H91ZM108 105V104H107ZM263 105V104H262ZM17 106V105H16ZM25 106V105H24ZM100 106V105H99ZM99 106H97V107H99ZM105 105H103V107H104ZM27 107V106H26ZM65 107H67V108H70L71 107V104H67V106H65ZM83 107V106H82ZM102 106H100L99 108H101ZM102 107V108H103ZM22 108V107H21ZM79 108V107H78ZM87 108V107H86ZM85 108V109H86ZM27 109V108H26ZM62 109V110H61ZM76 108H74V110H75ZM148 113L149 114H147L145 117H146V119L144 118V116H137V120H136V124L135 125H133L132 124V122H128V124H126L127 126H126V128L121 132V130H120V132L121 133H123L122 135H120V134H118L119 136H118V138H120L121 136L124 138L125 136H127V135H129V134H137L138 135V133H139V127H142V131H148L149 132V135H150V145L148 146V144H146L147 145V148L149 147V150H147V152H151L153 155H154V157L156 158V160H157V162L159 163V165H162V163L164 162V160H165V158H167V157H171L172 158V162H174V164H173V169L176 171V170H178L179 168L180 169H182V172H186V170L188 169H190L189 168V161L187 162L186 160H185V158H184V154L187 152V151H189V152H191V151H193V150H198L201 154H202V156H203V163L205 164H207V165H209L210 166V170H211V168L213 167H215L216 165H214L213 166V164H211V162H210V157H208V156H206L208 153H209V149L206 147L207 145L205 144V143H201L200 141H198L197 139V142H196V144L194 145V146H192V147H189L188 146V143H189V141H181V140H179L178 139V141L180 142V144H177V143H175V139H176V137L178 136V134H181V135H187L189 132H190V128H189V126H188V128H186V127H183L184 129L183 130H180L179 128H178V124L177 123H175L174 122V120H172V119H169L168 121H163V120H161L160 119V117L159 116H157V115H153L152 113V111L150 110V108L148 107ZM93 110V109H92ZM261 111V108L260 109H258V111ZM10 111V110H9ZM79 111V110H78ZM260 111H259V113H256L255 114V122H257V123H259L261 126H262V132H261V135H263L264 134V107H263V110H262V112L260 113ZM152 112V113H151ZM69 113V112H68ZM75 113V112H74ZM141 113V112H140ZM144 113H146V112H144ZM17 114V113H16ZM258 114V115H257ZM11 115H13V114H11ZM73 115V114H72ZM229 115V114H228ZM226 116L225 118V120L223 119V121H224V123H223V126H222V124H221V129H224V128H227L226 126L228 125V121H229V116ZM68 116V115H67ZM66 116V117H67ZM147 116H148V118H147ZM46 117H45V119H46ZM77 117V116H76ZM71 119H73L72 117H71ZM253 119V118H252ZM53 120V119H52ZM65 119H63V121H64ZM67 122V121H66ZM74 122V121H73ZM157 123L158 125H159V130L160 131H164V130H168V129H170L171 131H173V135L172 136H169L168 137V139H170L171 140V143L170 144H165L164 142H165V140H163L165 137L164 136H162L161 137V135H159V134H154L153 133V131L151 130L153 127H151V126H149L147 123ZM245 122V121H244ZM57 123H59V122H54V124H53V126H57ZM240 123V122H239ZM241 123H243V121L241 122ZM240 123V124H241ZM256 123V124H257ZM65 124V123H64ZM63 124V125H64ZM246 125H248L249 126V123H245ZM238 125V124H237ZM151 127V128H150ZM237 127V126H236ZM37 129V128H36ZM63 129V128H62ZM65 129V128H64ZM71 130V129H70ZM74 130V129H73ZM129 130H131V132L129 133ZM158 130V131H159ZM72 131V130H71ZM224 131H225V129H224ZM233 131V130H232ZM27 132V131H26ZM25 132V133H26ZM115 132V131H114ZM237 132V131H236ZM240 132V131H239ZM242 132V131H241ZM61 133V132H60ZM70 133V132H69ZM119 133V132H118ZM158 133V132H157ZM18 134V133H17ZM58 134V133H57ZM63 134V133H62ZM67 134V133H66ZM71 134H73V132L71 133ZM242 134H244V132H242ZM250 134V133H249ZM42 135V134H41ZM161 137H159V136ZM251 135V134H250ZM261 135H257L256 137L254 136L251 140H249V141H245L244 142V140L242 139V138H239L240 137V135H239V137H238V140H236L237 142H236V146H239L243 151H242V153L241 154H243V155H237V158H242V162L243 163H241L240 162V164H244L242 167L240 166V164H239V166L241 167H239L241 170H242V168L244 167L245 169H246V167H245V164L247 165V164H249L250 162H251V164H250V166L252 165L253 166V164H254V169H255V171H254V169H253V171L254 172H256V170H257V172H259V173H257L256 175L258 176V175H260V176H258V178H260V180L259 181H261V184H264V182L262 181L263 179H264V138H263V140H262V136ZM19 136V135H18ZM17 136V137H18ZM71 136V135H70ZM68 137V136H60L59 135V138L61 139V140H63L64 141V144L63 143H60L62 146L60 147V149H55L57 146L55 145V146H53L54 144H53V142H51V143H49L50 145L51 144H53L52 146H50V148H48L47 150H46V152L45 153H47L45 156L46 157H44V158H46V159H42L43 161V165L45 164V163H49V165L51 166H53V163H56V164H58V166H59V164H61L60 162L61 161H69V160H72V163H73V166L74 167H76L75 169H77L79 166H83L84 164H86V162L84 161V162H82L81 164L79 163V161L77 160V158H75V159H73V147H72V145H71V137ZM114 136V135H113ZM236 136V135H235ZM21 137H23V136H21ZM74 137V136H73ZM164 137V138H163ZM13 138V137H12ZM115 138V137H114ZM163 138V139H162ZM197 138V137H196ZM223 138V137H222ZM221 138V139H222ZM256 138L258 139V140H256ZM20 139V138H19ZM28 139V138H27ZM88 139V138H87ZM108 139V138H107ZM137 139V138H136ZM188 140H189V137L187 138ZM234 139V138H233ZM249 139V138H248ZM261 139V140H260ZM23 140V139H22ZM50 140V139H49ZM97 140V139H96ZM105 140V139H104ZM109 140V139H108ZM114 140V139H113ZM124 140V139H123ZM123 140H121L120 141V139H119V141L121 142V143H123ZM74 141L76 142H78V137L76 138H74ZM223 141H225V140H223ZM240 142V144H238L239 142ZM26 142V141H25ZM43 142H44V140H43ZM80 142H81V140L79 141V144H80ZM107 142V141H106ZM222 142V141H221ZM233 142V141H232ZM84 143V142H83ZM225 143V142H224ZM235 143V142H234ZM108 144V143H107ZM125 144H126V142H125ZM128 144V143H127ZM190 146H191V139H190ZM238 144V145H237ZM41 145V144H40ZM43 145V144H42ZM47 145V144H46ZM46 145H43V147H44V149H46ZM95 145V144H94ZM104 145V144H103ZM131 145V144H130ZM20 146H21V144H20ZM48 146V147H49ZM60 146V145H59ZM84 146V145H83ZM102 146V145H101ZM110 146V145H109ZM128 146V145H127ZM231 146H233V145H231ZM235 146V145H234ZM236 146H235V149H237V150H240V148L239 147H237L236 148ZM65 147L66 148H68V149H66V150H68L66 153H63L64 151H66L65 150ZM82 147V146H81ZM97 147V146H96ZM103 147V146H102ZM110 147H112V146H110ZM133 147V146H132ZM57 148H59V147H57ZM113 148V147H112ZM118 148V147H117ZM234 148V147H233ZM239 148V149H238ZM25 149V148H24ZM83 149V148H82ZM100 149V148H99ZM129 150H128V156H131V157H133L134 155L132 154V152H131V149L130 148H128ZM232 149V148H231ZM234 149V150H235ZM39 150V149H38ZM101 150V149H100ZM100 150H99V152H100ZM105 150V149H104ZM233 150V149H232ZM61 151V153H59ZM75 151V150H74ZM103 151V150H102ZM146 152V151H145ZM179 152V153H178ZM235 152H237V151H235ZM240 152V151H239ZM247 155L246 157L244 156V153ZM14 153V152H13ZM79 153V152H78ZM78 153H76V154H78ZM95 153V152H94ZM104 154H102V153H98L99 154V156L100 155H106V153L105 152H103ZM110 153V152H109ZM16 154V153H15ZM14 154V155H15ZM20 154V153H19ZM74 155L75 157H77V155ZM211 154V153H210ZM9 156V155H8ZM11 156V155H10ZM13 156V155H12ZM17 156H18V154H17ZM235 156V155H234ZM93 157V156H92ZM193 157V156H192ZM7 158H10V157H7ZM41 158V157H40ZM78 158L80 159V155L78 156ZM103 158V157H102ZM106 158H107V156H106ZM201 158V157H200ZM234 158V157H233ZM236 158V159H237ZM245 158H247V159H245ZM249 158V159H248ZM252 158V159H251ZM28 159V158H27ZM115 159V158H114ZM198 159V158H197ZM210 159V160H209ZM10 160V159H9ZM113 160V159H112ZM189 160V159H188ZM192 160V159H191ZM240 160V159H239ZM246 160H248L246 163H245V161ZM252 160V161H251ZM52 161H54V162H52ZM104 161V160H103ZM192 161H195V160H192ZM71 162V161H70ZM183 162H185L186 163V166L185 167H182V163ZM236 162V161H235ZM239 162V161H238ZM47 163V164H48ZM91 163V162H90ZM192 163V162H191ZM190 163V164H191ZM83 164V165H82ZM194 164V163H193ZM41 165V164H40ZM96 165V164H95ZM112 165V164H111ZM169 165V164H168ZM200 165H201V163L200 164H194V165H191V166H193L192 168L194 169V170H196V171H194V172H191V173H193L192 174V178H188L187 176H185L184 177V179H181V180H178V179H173L167 172H165L164 173V175H163V180L166 182V184H169L170 186H172V188H173V186H174V184L176 185V186H178L179 187V185H181L180 183H182V185H183V183H185V185L187 184V182H192L193 180H195V178H198L197 177V174L199 175V173H203V172H200L199 170H200ZM212 165V166H211ZM234 165V164H233ZM237 165H238V163H237ZM51 166V168H52V170L54 169V166L52 167ZM57 166V167H58ZM105 166H107V168H108V164L107 163H105ZM172 166V165H171ZM235 166V165H234ZM233 166V170H234V172H236V175L239 177V186H238V189L240 188V190H243V189H245V191H246V189H247V185L250 183L249 181L251 180H249L248 182V184L245 186V184H244V182H247V179L245 178L246 177V175H247V173H246V175H245V177H243L244 175H243V170L245 171V169L243 168V170L241 171L238 167H234ZM248 166V165H247ZM249 166V168H251ZM91 167V166H90ZM80 168V167H79ZM111 168H113V169H117V168H119V165L118 164H113L112 166H111ZM172 168V167H171ZM212 168V169H213ZM249 168H247L246 170L249 172ZM39 169V168H38ZM48 169V168H47ZM109 169V168H108ZM252 169H251V172H252ZM78 170H80V169H78ZM78 170H76V171H78ZM83 170V169H82ZM112 170V169H111ZM192 170V169H191ZM191 170H189V171H191ZM207 170V169H206ZM209 170V171H210ZM41 171V170H40ZM113 171V170H112ZM118 171H123V168L122 167H120L119 168V170ZM173 171V170H172ZM79 172V171H78ZM206 173H207V171H205ZM204 172V173H205ZM214 172V171H213ZM52 173V172H51ZM203 173V174H204ZM212 172H210L209 174H207L206 176H209L210 174H211ZM72 174V173H71ZM126 174V173H125ZM131 174V173H130ZM212 175V174H211ZM210 175V176H211ZM248 175H251V173H249ZM263 175V176H262ZM88 176V181H87V186H91L92 188L90 189V191H91V193L89 192L88 193V189H89V187H85V186H78L77 184H78V182L77 181H75V180H73V181H68V179H67V181L69 182L68 184H67V182L66 181H64V182H66L65 184L63 183V186H66V189L65 190H67V191H69V192H76V195L74 196V205H73V207H71V211H69L70 212V217H69V219H70V221H71V224H70V226H68V227H65L66 225V223H65V217L63 218V217H61V218H63V219H61L60 220V218H59V216H58V223L57 224H55V225H53V224H50V226H48L47 227V225H46V227H44V226H40V229H37L36 230V228H35V226L33 227V228H35V229H33V231H32V233L34 232V233H38V235L41 237V236H43V234L45 235V234H47V235H52L53 233H54V230H56V232H58L57 234H59V235H64V234H66L68 231H71L72 232V234H73V236L71 235V237H70V240L69 239H66V240H69V241H65V242H57L56 240H43V241H41V240H38L37 242L38 243H40V245H38V246H33L32 245V248H31V251H38L39 252V250L41 249V250H43V249H45L46 250V252H47V250L48 251H57V255H52V253H51V255H50V252H49V255H48V253H47V258L45 259L44 257H42V255L40 254V255H38V256H36V260L38 259V257H41V258H39L38 260H37V263L38 264H42L41 263V261L40 260H42V261H44L45 263H43V264H46L47 263V260H49L50 262H52V261H54L55 262V264H74V260L72 259V257L74 256H72V254H73V252H75V253H77V254H79V255H85L84 253L90 248V246H91V240H93V238L94 239H96V240H98V241H100V240H103V239H106V240H110V238H111V240L110 241H113L112 243V245L113 246H115V247H125L126 246V248H128V250H129V247L127 246V244H129V245H131L130 243H132V245L131 246H133V244H134V247H131L132 249H130V250H133V251H130V252H126V250L127 249H124L123 247V254L121 255L120 254V257H121V260H120V263L121 264H127V254L129 255V253H131L132 255H133V252L135 251L133 248H137V246L139 245V247H140V249H141V246H140V244L142 245V243H141V241L143 242V244L145 245V246H148L149 248L147 249V250H149V249H151V247L152 246H155L154 244L157 242V244H159L158 242H160V235L162 234V229H164V228H166V230L168 231V235H169V237L171 236V235H175V234H177V233H174L173 232V230H172V226H171V224H170V222L166 219V220H164V221H166L165 222V224L162 226H160L159 224H158V221L155 223V225H153L152 224V227H153V229H149L148 227H147V231L145 230V229H142L143 228V223L141 222V223H139L138 224V229H137V231H136V229H135V227H136V224L135 223H132V222H130V220H129V217H128V215H127V213L128 212H126V211H115L114 209L112 210L111 208H108L106 211H103V213H99L100 212V208H101V206L104 204L103 203V200H102V197L101 196H99V194H100V191H99V189L97 190L95 187H96V185H97V183H96V181H95V179H94V177L91 175V174H89V175H87ZM128 176V175H127ZM126 176V177H127ZM173 176V175H172ZM252 176V175H251ZM41 177V176H40ZM98 177H99V180H100V182L102 183V184H105V183H103L104 181H102V179H101V175L100 174H98ZM134 177V176H133ZM190 177V176H189ZM202 177V176H201ZM237 177V178H238ZM51 178V177H50ZM194 178V179H193ZM207 178V177H206ZM236 178V179H237ZM244 178H245V180H244ZM249 178H250V176H249ZM248 178V179H249ZM263 178V179H262ZM127 179V178H126ZM130 179H132V175L130 176ZM202 179H203V177H202ZM256 179V178H255ZM42 180V179H41ZM65 180V179H64ZM72 180V179H71ZM205 180V179H204ZM228 180V179H227ZM44 181V180H43ZM140 181V180H139ZM173 182V183H172ZM232 181H231V179L229 180V181H227V183L226 184H229L230 185V183H231ZM109 183V182H108ZM131 183V182H130ZM158 183V182H157ZM171 183H172V185H171ZM179 183V184H178ZM233 183V182H232ZM254 183V182H253ZM127 184V183H126ZM125 184V185H126ZM132 184V183H131ZM260 184V185H261ZM158 185V184H157ZM98 186V185H97ZM105 186H107L108 187V189L110 188V190H112L113 188L109 185V184H106ZM127 186V185H126ZM175 186V188L174 189H172L171 190V192L172 193H179V195H182L183 194V192L185 191L184 189H182V191H180V189L179 188H181V187H179L178 189H177V187ZM186 186H188V184L186 185ZM249 186V185H248ZM130 187H133V185L132 186H130ZM185 187V186H184ZM245 187V188H244ZM251 187H252V185H251ZM251 187H249L250 189H251ZM112 188V189H111ZM126 188V191L125 192H127L126 194L129 196V195H131V197H137L139 200H144V199H147V197H150V196H148L147 195V191H146V193L142 190V193L140 192V190H139V188L138 187H133V188H129L128 186L127 187H125ZM183 188V187H182ZM204 188H206V192H208V193H210L211 195H213L214 196V189L212 188V187H210V186H205ZM261 188H264V185H263V187L261 186ZM141 189V188H140ZM186 189V188H185ZM123 190H125V189H123ZM247 190H249V189H247ZM244 191V190H243ZM252 191V189L248 192V194L250 193ZM113 192V191H112ZM112 192H110V193H112ZM240 192V191H239ZM99 193V194H98ZM117 193V192H116ZM150 193V192H149ZM241 193H243V192H241ZM252 193V192H251ZM250 193V194H251ZM118 194H119V191H118ZM118 194H115V193H112V197H116ZM201 194V193H200ZM200 194H199V196H200ZM210 195V197L211 198H213L212 196ZM237 195H238V193H237ZM240 196H241V194H239ZM198 196V197H199ZM248 196V195H247ZM152 197V196H151ZM192 197V196H191ZM234 197V196H233ZM237 197V196H236ZM250 197V196H249ZM229 198V197H228ZM227 198V199H228ZM242 198V196L240 197V202L242 201L243 202V200L241 199ZM154 199H157V200H160L161 201V204H164V202H165V204L167 203L166 202V200L167 201H169L170 200V198H166V196H165V198H164V196L163 197H161V198H159V197H157V195H155L154 196ZM169 199V200H168ZM203 199V198H202ZM251 199V198H250ZM249 199V200H250ZM196 200H198V198L196 199ZM200 200V199H199ZM207 201H209L208 202V204L207 205H205V206H208L209 208L213 205V201L210 199L209 200V198H208V200ZM170 202V201H169ZM168 202V204H169V207H170V210L171 211H173V209H175V206L173 205V203H169ZM207 203V202H206ZM224 203V202H223ZM248 203V202H247ZM172 204V205H171ZM226 204H227V202H226ZM234 204H237L236 202H234ZM245 203H243V205H244ZM225 205V204H224ZM239 205V204H238ZM166 207H167V205H165ZM237 206V205H236ZM236 206H235V208H236ZM241 206H242V203H241ZM168 207V208H169ZM203 207V206H202ZM247 207H249V204H248V206ZM58 209V208H57ZM61 209V208H60ZM244 209V208H243ZM54 210V209H53ZM238 210V209H237ZM245 210V209H244ZM52 210H50V212H51ZM58 211V210H57ZM170 211V212H171ZM200 211V210H199ZM199 211H197V213L199 212ZM234 211H236V210H234ZM241 211V210H240ZM239 211V212H240ZM68 212V213H69ZM243 212V211H242ZM46 213V212H45ZM236 213H237V211H236ZM241 213V212H240ZM3 214V213H2ZM47 214V213H46ZM46 214H45V216L44 217H46ZM54 214H56V213H54ZM48 215V214H47ZM118 215H121L120 217L118 216ZM190 215V214H189ZM231 215V214H230ZM237 215V214H236ZM233 215V221L235 222V223H241V225L243 224V225H246L247 223H248V219L246 218V217H243V215L242 214H240V216L239 215ZM50 216H54L53 214H50ZM49 216V217H50ZM191 216V215H190ZM189 216V217H190ZM196 216V215H195ZM198 217H199V215H197ZM234 216H236V218H234ZM239 216V217H238ZM242 216V217H241ZM12 217V216H11ZM11 217H9V219H7L8 221L6 222L7 223V231H10V228H11V230H13L18 236H19V229H17V224L15 225V224H13L12 225V223L14 222L13 220V222L12 223H10L11 224V227L9 226L10 224H9V222H10V218ZM57 217V216H56ZM231 217V216H230ZM201 218V217H200ZM6 219V218H5ZM12 219V218H11ZM57 219V218H56ZM199 218H197L196 220H195V222L194 221H192V224H193V227L191 228V230L189 231V233L191 234V233H193V232H195L194 230H197V228H199L198 230H202V232L203 233H205L206 234V236H207V238L209 237L208 236V234H207V230L205 229V228H203L202 226H203V222H202V220H198ZM202 219V218H201ZM190 220V219H189ZM6 221V220H5ZM4 220H3V222H5ZM55 221V220H54ZM232 221V222H233ZM2 222V224H4ZM190 223H191V221H190ZM194 223L195 224H197V226L196 225H194ZM149 224V223H148ZM1 225V224H0ZM129 226V228L130 229H128V230H126V226ZM143 225V226H142ZM3 226H5V225H3ZM2 225H1V227L3 228V229H5L6 228V226L5 227H3ZM32 226V225H31ZM31 226H29V227H31ZM197 228H196V227ZM42 227V228H41ZM150 227H151V225H150ZM151 227V228H152ZM19 228V227H18ZM37 228H38V226H37ZM134 230H135V232H134ZM145 230V231H144ZM4 231V230H3ZM179 233V235L181 236V240H180V243H179V245H177V247H176V250H177V253L180 255V258H184V257H182V255L180 254V253H182V251L184 250V248H186V249H190L191 250V253L194 255L196 252V247H197V243H192L191 242V240L190 239H188L189 238V236L187 237V234H189V233H184L182 230H180V231H178ZM187 232V231H186ZM198 232V231H197ZM33 233V234H34ZM37 235V234H36ZM54 235V234H53ZM69 236V235H68ZM191 236V235H190ZM39 237V238H40ZM50 237V236H49ZM85 237V238H84ZM114 237H116V239L114 238ZM185 237H187V239L188 240H186V241H184V238ZM38 238V237H37ZM38 238V239H39ZM43 238V237H42ZM83 238L86 240H83ZM112 238H114L113 240H112ZM219 237L217 236V237H212V243H211V245L208 247V250L207 251H209L208 253H217V255H218V257L221 255V253H222V255H223V252H225V250L227 249V247L225 246V244L223 243V241H220L219 239H218ZM41 239V238H40ZM108 240V241H109ZM116 240V241H115ZM115 241V242H114ZM137 242H140V244H137L136 245V243ZM54 244L55 245V249L54 250H52V246L53 245H51V244ZM87 243L89 244V245H87ZM104 245H105V243H104ZM93 246V245H92ZM106 246V245H105ZM145 246H142L143 248L145 247ZM122 248H121V250H122ZM135 248V249H136ZM142 248V249H143ZM147 248V247H146ZM118 249V248H117ZM139 249V248H138ZM138 249H136V251L137 252H139L140 251V249H139V251H138ZM40 250V251H41ZM116 250V249H115ZM125 250V251H124ZM189 250V251H190ZM117 251V250H116ZM115 251V252H116ZM199 251V254H202V250L200 251V249L199 250H197V252ZM227 251V250H226ZM42 252V251H41ZM88 252V251H87ZM125 252L127 253L126 255H125ZM187 252V251H186ZM204 252V251H203ZM33 252H31V254H32ZM210 253V254H211ZM219 253V254H218ZM43 254V253H42ZM138 254H140V253H138ZM138 254H136L135 253V260H134V258L131 260V262H130V264H138L139 262H138V257H140V256H137ZM191 254V255H192ZM32 255H34V253L32 254ZM113 255H114V253H113ZM141 255V254H140ZM178 255V256H179ZM89 256V255H88ZM130 256V255H129ZM142 256V255H141ZM177 256V257H178ZM185 256V255H184ZM199 256V255H198ZM212 256H214L215 257V255H212ZM133 257H134V255H133ZM143 257V256H142ZM145 257V256H144ZM192 257V256H191ZM202 257H204V256H202ZM210 257V256H209ZM217 257V256H216ZM44 258V259H43ZM80 258V257H79ZM152 258V257H151ZM207 258H208V256H207ZM211 258V257H210ZM75 259V258H74ZM89 259V258H88ZM97 259V258H96ZM117 259H118V256L116 255L115 256V259H113V262H114V264H118V262H117ZM130 258H128V260H129ZM142 259V258H141ZM176 259V258H175ZM185 259V258H184ZM209 259V258H208ZM218 259V258H217ZM216 259V261H219V260H217ZM52 260V261H51ZM83 260V259H82ZM85 260V259H84ZM158 260H159V257H158ZM188 260V259H187ZM200 260V259H199ZM198 260V261H199ZM209 260H211V259H209ZM208 260V261H209ZM213 261H212V263L215 261L214 259H212ZM48 261V262H49ZM63 261V262H62ZM100 261V260H99ZM99 261H97V262H99ZM145 261V260H144ZM193 261V260H192ZM205 261V260H204ZM222 261V260H221ZM54 262L52 263V264H54ZM62 262V263H61ZM77 262V261H76ZM88 262V261H87ZM143 262V261H142ZM150 262V261H149ZM158 262V261H157ZM157 262H155V263H157ZM161 262H163V261H161ZM160 262V260H159V263H161ZM190 262V261H189ZM196 262V261H195ZM200 262V261H199ZM198 262V263H199ZM220 262V261H219ZM234 264L235 263H242V264H250L251 263V257L248 255V254H243V255H241V256H239V257H236V258H234V260L232 261ZM81 263V262H80ZM86 263V262H85ZM159 263H157V264H159ZM206 263V262H205ZM210 263V262H209ZM88 264H93L92 262H91V260H90V263H88ZM146 264H148V262L146 261ZM150 264H151V262H150ZM153 264V263H152ZM162 264V263H161ZM163 264H164V262H163ZM175 264H178V263H175ZM183 264V263H182ZM216 264V263H215ZM221 264H222V262H221Z\"/></svg>",
	"mask_w": 264,
	"mask_h": 264
}]
</instances>
